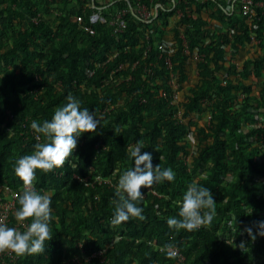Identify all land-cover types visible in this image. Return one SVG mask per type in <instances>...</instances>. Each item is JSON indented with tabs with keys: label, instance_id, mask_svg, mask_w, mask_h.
<instances>
[{
	"label": "trees",
	"instance_id": "obj_1",
	"mask_svg": "<svg viewBox=\"0 0 264 264\" xmlns=\"http://www.w3.org/2000/svg\"><path fill=\"white\" fill-rule=\"evenodd\" d=\"M138 4L152 12L149 21L139 17ZM241 4L0 0V197L23 193L16 161L49 142L32 121H50L69 94L101 121L96 132L78 137L69 157L75 168L66 162L49 173L36 170L33 187L52 199V239L43 253H14L10 264H66L103 248L104 263L82 264H248L264 253L256 223L264 221V5L249 18ZM122 10L124 26L115 34L110 22ZM92 13L102 18L90 24L93 34L84 28ZM253 37L257 50L247 53ZM229 52L241 60L239 69ZM172 82L186 87L180 118L170 104ZM202 112L206 120H197ZM137 142L154 167L171 168L175 179L141 188L145 220L130 217L112 226L118 180L134 166L129 153ZM193 183L213 193V221L192 231L170 229L166 221L181 219ZM11 221L14 227L15 213ZM26 222L14 228L24 232L31 218ZM169 245L179 248L184 262L168 257Z\"/></svg>",
	"mask_w": 264,
	"mask_h": 264
},
{
	"label": "clouds",
	"instance_id": "obj_2",
	"mask_svg": "<svg viewBox=\"0 0 264 264\" xmlns=\"http://www.w3.org/2000/svg\"><path fill=\"white\" fill-rule=\"evenodd\" d=\"M66 99L67 103L55 111L50 121L46 120L40 124L34 120L31 123V128L49 141L36 144L34 153L19 158L14 169L15 174L25 185L23 193L16 194L21 207L15 212V218L17 221L31 218V223L24 232L0 223V252L10 250L18 256L43 253L45 241L52 239L50 234V223L54 219L52 199L50 194H41L33 187L36 170L49 173L55 168L63 167L66 162L75 168L76 165L69 161V157L77 147L78 137L83 133L96 132L98 125H101L95 112L90 113L88 108L81 109L80 101L76 97L69 94ZM143 148L144 145L137 142L131 149L129 155L134 159V166L119 177L116 199L113 201L115 208L111 219L112 226H118L128 221L130 217L145 220L143 208L138 206L143 200L141 188L150 189L154 182L175 179L171 168L161 169L159 164L154 167L151 153L147 151L142 153ZM215 204L209 188L193 183L183 196L179 211L181 219L170 217L166 221L167 225L170 229L188 231L208 226L216 214ZM256 223L257 234L264 236V221ZM245 231L255 239L251 228H246ZM240 247L244 248L243 242ZM167 254L169 258L175 255L171 251Z\"/></svg>",
	"mask_w": 264,
	"mask_h": 264
},
{
	"label": "built area",
	"instance_id": "obj_3",
	"mask_svg": "<svg viewBox=\"0 0 264 264\" xmlns=\"http://www.w3.org/2000/svg\"><path fill=\"white\" fill-rule=\"evenodd\" d=\"M158 5L156 4V6L154 7L153 10V16L156 15L157 11L156 9H158ZM264 3L260 0H242V4L240 5V9H241V13L245 16H248L249 18L252 17L253 15H255V6H263ZM124 10H122L121 12H119L117 14V17L115 19V21L110 22L113 26V32L115 34H117L118 32H120L124 26V22L121 20V16L124 14ZM137 13L139 14V17L144 20V21H149V17L152 15V12L144 5V4H138L137 5ZM102 18H100L98 13H92L89 16V24L85 25V30H87L89 33L93 34L94 30L91 27L90 24H95L98 20H100ZM77 20L81 21L82 17L81 16H77ZM262 37H263V33H262ZM253 42L258 43L259 42V38H252ZM161 47V45H160ZM117 55V53H115L113 56L115 57ZM228 56L231 57V63L234 65L235 68L239 69L240 68V63L241 60L237 59L234 55V53L231 54V52L228 53ZM108 61V60H107ZM105 61L104 64L107 62ZM102 64L99 63L98 66H101ZM166 65L168 68L171 67V62L169 59L166 58ZM146 71L148 73H150V69H146ZM171 86L173 87V92H172V98L170 99V104L175 105L174 107L177 108V116L179 117V113L182 112V107L180 105L181 101H182V97L180 95V91H179V85L177 83L172 82ZM33 131L31 130V133ZM35 139H37V141L40 140V136L36 133L33 134ZM189 157L188 159L185 161L187 162V164L190 166L189 164ZM96 180L100 181L99 178H96ZM16 191H9V193L6 195L7 197L5 199H2L0 197V223H3L5 225H7L8 227H11L12 221H11V217L12 215L15 213L16 211ZM27 222L26 220L24 221H16V223H14V227L18 226V225H26ZM203 227V226H201ZM231 231L233 232V229H231ZM224 237V236H223ZM222 237V238H223ZM242 243V242H241ZM241 244H239L240 246ZM241 250H245L246 246L244 245V248L242 249L241 247H239ZM166 250L169 252H174L175 255L174 257L176 258V261L178 262H183L184 261V256L183 254L180 252L179 248L176 246L173 247H168L166 248ZM105 251L106 248L103 249H97V250H93L90 253H83L81 254V256H73L71 258H69L66 261V264H82L83 262H90L92 259H98L100 261V263H104V261H106V255H105ZM16 258L14 252L10 251V250H5L4 252H0V264H10V262H12L14 259ZM264 253L262 255H260L259 257H256L252 260L249 261L248 264H264Z\"/></svg>",
	"mask_w": 264,
	"mask_h": 264
},
{
	"label": "rangeland",
	"instance_id": "obj_4",
	"mask_svg": "<svg viewBox=\"0 0 264 264\" xmlns=\"http://www.w3.org/2000/svg\"><path fill=\"white\" fill-rule=\"evenodd\" d=\"M256 47H257V43L256 42L255 43H251L250 46H249V48H248L247 53L249 51L254 52V50H257ZM245 54L246 53L243 52V55H245ZM189 71H190L189 73H192V67L191 66L189 68ZM261 79H262V77H261ZM250 81H251V79L248 78L246 82H250ZM179 91H180V95L183 96V94L186 93V87H184V86L179 87ZM207 115H208L207 112H202V113H200V114H198L196 116V119L197 120H204V119L206 120ZM187 159H188V157L185 158V160H187Z\"/></svg>",
	"mask_w": 264,
	"mask_h": 264
},
{
	"label": "water",
	"instance_id": "obj_5",
	"mask_svg": "<svg viewBox=\"0 0 264 264\" xmlns=\"http://www.w3.org/2000/svg\"><path fill=\"white\" fill-rule=\"evenodd\" d=\"M91 2H93V0H91ZM158 7H161L160 5H158ZM130 11L133 13V14H135L134 13V10H133V8L130 6ZM156 11H157V9H156ZM153 17H155V15L153 16Z\"/></svg>",
	"mask_w": 264,
	"mask_h": 264
},
{
	"label": "crops",
	"instance_id": "obj_6",
	"mask_svg": "<svg viewBox=\"0 0 264 264\" xmlns=\"http://www.w3.org/2000/svg\"><path fill=\"white\" fill-rule=\"evenodd\" d=\"M158 4V3H157ZM156 6V5H155Z\"/></svg>",
	"mask_w": 264,
	"mask_h": 264
}]
</instances>
